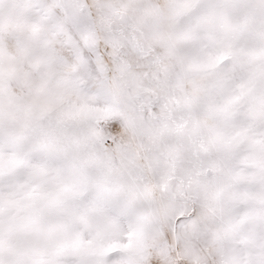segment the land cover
I'll list each match as a JSON object with an SVG mask.
<instances>
[{"label": "snow or ice", "instance_id": "snow-or-ice-1", "mask_svg": "<svg viewBox=\"0 0 264 264\" xmlns=\"http://www.w3.org/2000/svg\"><path fill=\"white\" fill-rule=\"evenodd\" d=\"M0 264H264V0H0Z\"/></svg>", "mask_w": 264, "mask_h": 264}]
</instances>
